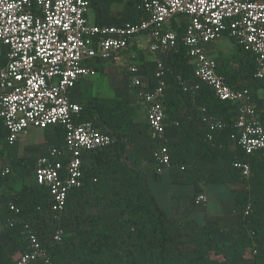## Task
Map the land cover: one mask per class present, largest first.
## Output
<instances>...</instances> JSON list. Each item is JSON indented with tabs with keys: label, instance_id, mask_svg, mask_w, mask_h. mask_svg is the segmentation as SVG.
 <instances>
[{
	"label": "built area",
	"instance_id": "built-area-1",
	"mask_svg": "<svg viewBox=\"0 0 264 264\" xmlns=\"http://www.w3.org/2000/svg\"><path fill=\"white\" fill-rule=\"evenodd\" d=\"M140 16L111 24H90L91 0H0V49L6 62L0 65V120L8 144L33 126L47 129L62 126V146H53L36 160L34 176L48 188L54 211L65 209L71 191L85 185L83 161L95 152L112 147L116 139L95 122L78 119L83 105L71 93L83 78L98 74L97 61H111L125 71L126 91L141 102L151 141L150 155L156 175L171 165L167 116L163 107L170 54L178 49L175 23L183 27L181 41L191 62V76L178 77L186 95L210 88L221 101L232 103L239 133L238 142L246 155L264 154V106L247 88L228 85L218 73V61L209 47L224 37L252 53L256 79L264 84V0H137ZM138 52L153 56L152 77H144L134 60ZM154 85H151V82ZM207 139L224 123L203 107ZM179 123L174 122L175 128ZM245 179L251 176L249 162H235ZM11 175L0 167V187ZM207 201L200 193L196 202ZM9 207L19 209L13 202ZM27 245L8 264H53L36 233L25 227ZM66 236L58 227L54 240Z\"/></svg>",
	"mask_w": 264,
	"mask_h": 264
},
{
	"label": "trees",
	"instance_id": "trees-1",
	"mask_svg": "<svg viewBox=\"0 0 264 264\" xmlns=\"http://www.w3.org/2000/svg\"><path fill=\"white\" fill-rule=\"evenodd\" d=\"M174 27L179 46L169 56L163 97L167 121L179 123L173 129L174 137L166 142L171 155L170 181L183 186L241 183L243 190L223 200V212L207 221L197 217L207 203L196 202L200 193L205 194L202 190L174 195L168 213L150 186L147 169L154 168L153 159L132 139L141 105L94 96L83 105L78 121L100 122L116 142L84 159L85 185L69 193L63 211L52 209L48 188L38 185L35 176L13 202L19 213L7 209V204L6 211L0 207L1 219L14 221L5 226L1 237L17 243L18 251L27 245L19 238L26 235L29 225L53 264H264V154H245L238 142L232 103L219 100L210 88L190 95L185 104L178 77L191 76V62L181 41L183 27ZM256 69L255 56L238 47L218 72L228 85L248 88L255 95L260 84L264 87L255 77ZM243 79L254 80L255 85H240ZM198 107L224 123L212 140L207 139L209 128H199ZM149 142L152 148L156 146ZM239 161L249 162V179L234 167ZM108 205L116 206L121 216L106 219L104 207ZM58 227L66 232L60 242L54 240ZM82 228L88 230L86 236H69ZM8 260L0 243V264Z\"/></svg>",
	"mask_w": 264,
	"mask_h": 264
},
{
	"label": "crops",
	"instance_id": "crops-1",
	"mask_svg": "<svg viewBox=\"0 0 264 264\" xmlns=\"http://www.w3.org/2000/svg\"><path fill=\"white\" fill-rule=\"evenodd\" d=\"M139 16L140 10L138 8L137 0H91V5L87 14L88 21L92 25L118 23L123 20H136L139 18ZM230 44H232L231 47ZM238 47L240 46L236 45L235 42L229 37H224L209 47L210 56L214 57L218 61V70L225 60L234 57L238 50ZM233 49L234 51H232ZM134 61L141 66L145 79H151L153 56L147 52H138V58H136ZM5 62V53L2 49H0V65H3ZM95 64L98 69V74L95 77L83 78L79 82V84L71 93L72 99L74 101H77L82 105H86L91 98H89V96H91L96 89V85L98 84L97 82L102 83L105 79L111 78L112 75H116L115 82L117 84L119 83L118 87L123 90L125 88L124 93H128V91H126L127 88L125 85V71L119 64L111 61H97ZM150 82L151 85H154L153 81ZM239 84L243 86H253L255 85V81L243 79L239 81ZM190 95L194 94H189L183 97V101L186 105L189 103ZM255 96L257 105L264 106V87H262L261 84L257 89ZM127 100H130L131 102L137 103L142 106L141 102L135 99L134 96L128 97ZM142 118L144 119V126H139L138 128H140L139 130L145 132L148 138L151 140L145 115ZM200 120L201 121L199 122V128H204L205 126L202 122L203 116L201 114V111ZM174 122L176 121H167V123L169 124L168 138L169 136L170 138L174 137V128L171 127ZM3 125V122L0 120V153L2 154L0 156V167L7 166L11 169V175L4 178L3 186L0 187V207H3V211H6V204L8 209L9 202L15 203L20 194V191L25 188V184L34 179V166L36 160L39 157L45 155L51 147H59L63 145L65 130L62 126H53L47 129H40L31 126L26 130L25 133L20 135V137L14 144L10 145L7 142L6 130ZM136 128L137 127H134L133 132H135ZM106 131L109 132L108 130ZM145 155L148 154L145 153ZM147 175L150 178L151 189L155 194L159 204L168 213L172 211V202L174 195H188L202 190L207 196V203L203 207V212L201 214L202 218L205 221L209 220L213 216L220 215L223 212V200L230 197L233 192L243 190L244 188L241 183L218 186L181 185L183 186V189H178L177 191L171 190L168 192L166 196L168 199L166 208L159 201L157 191L161 193V187H173L175 185L170 181L169 168H165L163 173L159 175L161 176L160 179L157 178L158 175L155 174L154 168L152 167L147 169ZM223 194L225 195V197H223ZM183 202L185 204L188 203L186 199L183 200ZM13 222V220L4 221L0 216V241H3V239L5 238L1 237V233L3 232V230H5V226L11 225ZM7 250L8 254L9 249L7 248ZM19 252L20 251H17L16 254H18ZM36 264L41 263L38 262Z\"/></svg>",
	"mask_w": 264,
	"mask_h": 264
},
{
	"label": "rangeland",
	"instance_id": "rangeland-1",
	"mask_svg": "<svg viewBox=\"0 0 264 264\" xmlns=\"http://www.w3.org/2000/svg\"><path fill=\"white\" fill-rule=\"evenodd\" d=\"M231 46H232V44H230V47ZM232 51H234V49ZM229 55H231V54H229ZM115 77H116V75L115 76L112 75L111 78L105 79L104 82H102V83L97 82L98 84L96 85V89L94 90V93H92V95L89 96V98L94 97V96H99V97H109V98L118 97V98H122V99H125V98L128 99V97L133 96L131 91L128 90V93L125 94L124 93L125 88L123 87L124 88V90H123L120 87H118L119 83L117 84L115 82ZM125 85H127L126 82H125ZM140 110L141 111H140L139 117H137L135 119L134 127H137V128H136L135 132L133 133L132 139H133V142L141 148L143 153H147L149 155L150 151L152 150V147H151L150 142H149L150 139L148 138V136L145 132H143L142 130H139L140 128H138L139 126L140 127L144 126V119L142 117L145 114L143 112L142 106H141ZM94 122L99 128L106 131L105 128H103L104 126L100 122H98V121H94ZM169 139H171L170 136H169ZM182 187L183 186L178 185V184H175L173 187H169V186L168 187H161L160 188L161 193H159V191H157L159 201L167 208L168 199L166 196H167L168 192L171 190L177 191L178 189H183ZM155 190H157V189H155ZM223 197H225L224 194H223ZM120 216H121V213L116 206L108 205V206L104 207V217L106 219L118 218ZM197 217H198L199 221L203 222L201 215H198ZM207 223L208 222H206V224ZM87 234H88V230L85 228H82L78 231L69 233V236L74 237V238H79V237L86 236ZM24 235L25 234L21 235L20 238L19 237L18 238L20 240L24 239V241H25L26 239L24 238ZM0 243H3V247L5 248L6 251H8L7 248L9 249V252H8L9 260L5 262V264H7L9 261H11L17 255L16 252L18 251V245H17V243H13L10 240H7L6 237Z\"/></svg>",
	"mask_w": 264,
	"mask_h": 264
}]
</instances>
